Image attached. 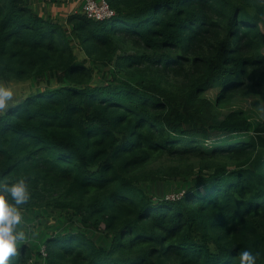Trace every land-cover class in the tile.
I'll return each mask as SVG.
<instances>
[{
    "label": "trees",
    "instance_id": "trees-1",
    "mask_svg": "<svg viewBox=\"0 0 264 264\" xmlns=\"http://www.w3.org/2000/svg\"><path fill=\"white\" fill-rule=\"evenodd\" d=\"M107 2L96 21L0 0V82H46L0 113V185L27 177L21 210L81 225L37 257L239 264L247 249L264 264V0ZM171 179L181 197L142 190ZM33 255L18 244L10 264Z\"/></svg>",
    "mask_w": 264,
    "mask_h": 264
},
{
    "label": "rangeland",
    "instance_id": "rangeland-1",
    "mask_svg": "<svg viewBox=\"0 0 264 264\" xmlns=\"http://www.w3.org/2000/svg\"><path fill=\"white\" fill-rule=\"evenodd\" d=\"M37 3L36 10L41 8L45 10L47 15H55L58 18H65L67 14L75 11H81V6L76 5V0H35ZM45 3L46 7L43 6ZM264 28V26H263ZM76 54L79 58H85L84 53L77 50ZM101 73L95 74L94 82L103 83L104 79L100 78ZM46 82L34 83L32 81H11L0 82V85L10 87L14 92L13 99L9 102L8 108L12 104L20 102L28 94L37 91L39 88L45 86ZM51 85L56 84V80L53 79ZM41 86V87H40ZM8 108L0 113H4ZM191 184H194L195 179L190 180ZM183 182L174 180H168L166 182L158 181L154 184H145L142 187L143 192H148L156 197H167L169 199H175L183 195ZM23 221L20 225V230L26 233L27 239L19 242L18 244H28L34 252L32 264H45V260L41 257H37V252L44 249L45 241L53 234H61L69 229L77 231L81 228V225L77 218L71 219L67 214V211H56L52 209H37L28 208L22 209ZM75 221V222H74ZM90 236L94 238L97 243H101L105 246L109 245V238L99 232L87 231Z\"/></svg>",
    "mask_w": 264,
    "mask_h": 264
},
{
    "label": "clouds",
    "instance_id": "clouds-1",
    "mask_svg": "<svg viewBox=\"0 0 264 264\" xmlns=\"http://www.w3.org/2000/svg\"><path fill=\"white\" fill-rule=\"evenodd\" d=\"M13 97L14 92L10 87L0 85V111L8 108ZM30 198L27 177H19L0 185V264H10L18 243L27 239L26 233L20 230L23 221L21 207ZM238 257L239 264H257L258 254L250 250L239 251Z\"/></svg>",
    "mask_w": 264,
    "mask_h": 264
},
{
    "label": "built area",
    "instance_id": "built-area-1",
    "mask_svg": "<svg viewBox=\"0 0 264 264\" xmlns=\"http://www.w3.org/2000/svg\"><path fill=\"white\" fill-rule=\"evenodd\" d=\"M76 4L81 6L83 14L96 21H105L115 16L107 0H76Z\"/></svg>",
    "mask_w": 264,
    "mask_h": 264
},
{
    "label": "crops",
    "instance_id": "crops-1",
    "mask_svg": "<svg viewBox=\"0 0 264 264\" xmlns=\"http://www.w3.org/2000/svg\"><path fill=\"white\" fill-rule=\"evenodd\" d=\"M75 4H76V2H75ZM76 5H77V4H76ZM32 6H33V8L36 10V8H37V3L35 2V0H33ZM43 6L46 7L45 3H43ZM36 11H38V10H36ZM38 12H39L40 14L47 15V14L45 13V10L42 9V8H41ZM75 12H77V11H75ZM53 15H54V14H53Z\"/></svg>",
    "mask_w": 264,
    "mask_h": 264
}]
</instances>
